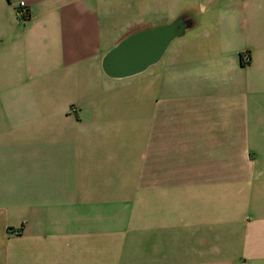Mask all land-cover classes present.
Segmentation results:
<instances>
[{
  "label": "crops",
  "instance_id": "1",
  "mask_svg": "<svg viewBox=\"0 0 264 264\" xmlns=\"http://www.w3.org/2000/svg\"><path fill=\"white\" fill-rule=\"evenodd\" d=\"M0 264H264V0H0Z\"/></svg>",
  "mask_w": 264,
  "mask_h": 264
},
{
  "label": "water",
  "instance_id": "2",
  "mask_svg": "<svg viewBox=\"0 0 264 264\" xmlns=\"http://www.w3.org/2000/svg\"><path fill=\"white\" fill-rule=\"evenodd\" d=\"M185 24L177 18L168 24L138 32L119 42L105 56L104 69L110 76L135 74L156 62Z\"/></svg>",
  "mask_w": 264,
  "mask_h": 264
},
{
  "label": "built area",
  "instance_id": "3",
  "mask_svg": "<svg viewBox=\"0 0 264 264\" xmlns=\"http://www.w3.org/2000/svg\"><path fill=\"white\" fill-rule=\"evenodd\" d=\"M14 9L16 10V12H18L21 17H26L28 13V8L25 6V3L23 1H20ZM243 59L245 62L248 61L249 54L247 52L243 53ZM74 110L75 109H73V111Z\"/></svg>",
  "mask_w": 264,
  "mask_h": 264
},
{
  "label": "trees",
  "instance_id": "4",
  "mask_svg": "<svg viewBox=\"0 0 264 264\" xmlns=\"http://www.w3.org/2000/svg\"><path fill=\"white\" fill-rule=\"evenodd\" d=\"M28 16H29V10H28V13H27L26 17H24V18H28Z\"/></svg>",
  "mask_w": 264,
  "mask_h": 264
}]
</instances>
